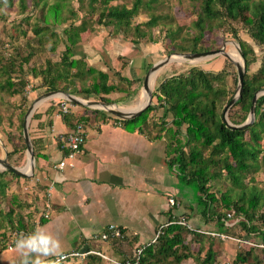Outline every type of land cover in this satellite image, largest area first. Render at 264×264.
<instances>
[{
  "label": "trees",
  "instance_id": "1",
  "mask_svg": "<svg viewBox=\"0 0 264 264\" xmlns=\"http://www.w3.org/2000/svg\"><path fill=\"white\" fill-rule=\"evenodd\" d=\"M11 1L3 0L6 4H11ZM89 1L92 5L99 0ZM112 1L101 0L103 6L99 11L98 22L104 25L111 23L116 31L123 26V30L128 32L131 19L136 15L139 8L143 4L149 7L151 2L155 0H148L147 2L134 0L131 7L111 4ZM49 13L57 18L59 4L51 5ZM228 20L242 23L249 37L260 46L262 52L259 67L255 73L248 76L246 73L248 67L256 60L253 47L239 35L236 28L230 30L231 35L239 44L245 61L246 72L243 77L241 94L233 103V107L237 109L239 116L234 117L233 113L229 119L232 124H241L248 115L255 92L264 88V0H201L200 12L197 18L192 21V26L197 30V33L193 37L190 48L186 50L196 51L197 44L202 39L205 30H211L214 24L219 22L226 25ZM157 22L158 17L151 16L143 22V25L150 28ZM85 30L83 22L78 25H70L65 29L67 43L60 62L48 61L45 68L40 72L33 70L34 76H41V85L50 91L60 90L70 94H84L85 97L98 96L106 104L115 102L108 97L111 92L125 91L128 94L129 90L127 88L122 89L123 87L121 88L118 82L110 81V70L104 71L94 65H87L86 56L80 53L79 56H76L78 52L73 50V47L77 46L79 42L80 33ZM147 33L146 30H142L141 24H136L133 31L135 36L133 42L136 43L139 38L145 37ZM174 34L175 31L172 28L166 32L170 40ZM148 39L153 40L150 37ZM0 68L2 72L7 74L4 83H0V88L8 89L11 93L23 94L26 81L19 78L17 82H14L10 76V72L15 71L14 58H10L8 62L1 64ZM223 73H215L197 66H191L185 72L164 78L152 92V97H155L157 104L151 103L143 112L133 118L118 119L115 125L122 126L129 132L144 133L149 113L156 107L161 108L160 123L162 126L152 138L167 139L165 150L167 166L172 168L175 173L179 191L188 186L194 195V199L189 201V210L193 209L192 204L195 203L197 213L203 222L202 225L206 226L212 223L215 230L222 234L232 233L231 227L226 224L230 218L227 216V212H231L232 216L235 217L240 216L241 218L235 224L241 225L248 233L257 232L258 244L260 245L255 244L247 250L238 251L234 256L233 264H251V262L252 264H263L264 228H260L256 222L259 218L264 224V213H260L257 220L255 213L259 206L264 207V191L257 190L256 186L253 185L248 186L243 179L251 169L258 170L259 166L264 164L259 159L262 152L261 140L264 141V94L256 99L255 117L250 124L242 128L228 126L223 121L222 114L218 109L223 97L227 94ZM116 74L118 73L116 72ZM72 76H88L90 79L89 86H82L79 90L69 88L67 81ZM118 80L127 84L134 81L122 75H119ZM58 81L64 83L60 88L57 86ZM93 112L97 113V110H93ZM61 116L63 121L70 126V113H61ZM168 116H170L169 120L166 119ZM89 118L91 117L80 115L77 118V123L80 121V123L87 122ZM168 121L173 125V128L166 126ZM166 135H169V139ZM59 145L62 147L61 142ZM34 153L37 156L36 150ZM65 153L67 152L65 151ZM222 171L230 180L231 186L227 187V190L220 195L219 201L224 207V211L220 212L218 208L214 209L218 198L210 189L212 181L217 180ZM6 174L14 178L20 177L8 170L1 171L0 197H4L6 194L7 182L4 179ZM13 199V201H18L16 197ZM16 205L18 208L23 207L20 202H16ZM15 212L13 207L0 209V253L15 247V241L21 233L29 234L38 225L35 226V222H27L23 218L24 216ZM179 216L188 219L193 215L190 213H180V215L174 216L170 214L167 221L173 222L164 225L155 241L143 247L139 258L140 264H181L183 260L192 256L185 236L186 234L201 235V233L195 230L190 231L186 226L174 222ZM36 219L38 220L37 223L43 224L47 217H44L43 212H41ZM10 237L13 239L8 242L7 239ZM110 242L111 246H115L116 249L119 247L122 252H124L125 244L127 248L125 251H129L124 252L122 258L126 255L130 257L133 254L132 250L135 248V245L132 246L133 240H127L125 243V240L117 238ZM210 246L201 261L202 264H213L214 262L215 252ZM83 259L85 264H100L103 261L96 255H87ZM61 264H64V261H61Z\"/></svg>",
  "mask_w": 264,
  "mask_h": 264
},
{
  "label": "rangeland",
  "instance_id": "2",
  "mask_svg": "<svg viewBox=\"0 0 264 264\" xmlns=\"http://www.w3.org/2000/svg\"><path fill=\"white\" fill-rule=\"evenodd\" d=\"M133 1L134 0H113L110 3L131 7ZM143 1L147 2L148 0ZM55 3L59 4L57 18L49 13L50 6ZM200 4L201 0H155L151 2L149 7L143 4L136 15L131 19L129 31L126 32L123 30V26L116 31L113 24L109 23L104 25L98 22L99 11L103 6L101 0L92 5L89 0H12L11 4H6L3 0H0V65L8 62L10 58H14L15 71L10 72L12 80L17 82L19 78H22V80H25L27 83L23 94L11 93L8 89L0 88V158H6L9 163L17 168H23L28 161V152L22 134L24 122L26 123L28 134L34 132L33 129L30 130L29 122L31 116L37 114L40 108H42L41 106L36 107L39 102L46 100V104L49 106L54 105L56 108L57 104L59 105L60 99H66L62 95L47 97V93L50 90H47L41 85L42 77L34 76L33 70L40 72V70L45 68L48 61L52 63L60 62L65 44L67 43L65 29L70 25H78L81 22L85 24L86 30L80 33L79 42L77 46L73 47V50L74 52H78L76 56H79L78 54H81L83 51L86 52L84 55H86L87 65H90L89 62H93L94 58L99 55L101 49L105 50L107 47L109 53L113 54V57H115L114 53L122 50L125 42H128L130 45L128 52L131 53V56H143V66H145V68L142 66L139 67L137 70V77L139 80L133 79L134 81L131 84L118 80L121 74L119 72L121 67H119V69L118 67L111 68L112 70L110 69V81L116 82L117 80L119 86L129 90L128 94L111 92L110 96L108 95L111 100L115 101L109 104H113L116 107L135 105L136 102L139 101L142 95V78L149 68V64L152 65L168 54L172 56L174 55L173 53H193L206 51L205 49L212 50L223 48L227 54L235 50L242 64L239 44L230 32L233 28H236L239 35L246 39L253 47L256 60L248 67L247 72H245L248 76L255 73L260 64L262 52L260 46L249 37L242 23L231 20L226 21V25L222 22L216 23L211 30L204 31L202 39L197 44L196 51L186 50L190 48L193 37L197 33V30L192 26V21L197 18L200 12ZM151 16H157L158 22L154 26L148 28L143 25V22L147 21ZM136 24H141L142 30H146L149 35L147 33L148 36L146 35L143 38H139L137 42L134 43L135 36L133 35V31ZM169 28L175 31L172 40L166 35ZM149 37L153 38V40L150 41L148 39ZM111 46L113 47L111 48ZM191 61L174 59L158 68L155 82L151 87L152 92L161 80L173 74L185 72L191 66H197L203 70L215 73L224 72L223 75L226 80L225 88L227 94L223 97L222 103L218 108L221 114H223L224 106L229 99L236 94L237 72L234 61L226 58L222 54L206 56ZM96 65L97 68L101 66L98 64ZM105 67H109V64L105 65ZM116 72L118 74H116ZM6 77L7 74L2 72L0 68V83H4ZM69 78L70 80H68L67 83L69 82L68 86L71 89L77 88L79 90L82 86H89L90 83L88 76H72ZM63 85V82H57L59 88ZM72 95L84 101H101L98 96L95 97L91 95L85 97L84 94L77 93ZM151 103L157 104L155 97H152ZM71 104L73 103L71 102ZM78 105L84 108V112L87 113L96 124L101 122L116 124L115 122L120 119L102 108H97L95 106L88 107L81 104ZM69 109H71V106ZM28 110H30L29 113H27ZM93 110H97V113L93 112ZM237 112V109L233 107L232 104L225 111L227 120L230 122L229 116L233 115V113L234 117L239 116ZM161 113L162 109L159 107L154 108L149 113L148 123L144 128V133L154 136L158 132L162 126L160 123ZM169 117L170 116L166 119L169 120ZM166 126L173 128V125H171L169 121ZM34 136H36V134ZM166 137L168 138L169 135H166ZM29 140L31 143L33 139L29 136ZM261 147L262 152L259 159L264 162L263 140H261ZM33 154L35 166L36 158L34 150ZM34 166L30 176H20L18 178H14L9 174L4 176L7 182V189L5 196L0 197V209L13 207L16 211L15 213L24 216L23 218L27 222H35L34 224L36 226L38 220L33 217V215L40 212L42 208H47L45 205L46 201H44L47 197L43 190V192L40 191V189L43 188L40 182L34 177ZM1 171H3L2 167H0V172ZM243 181L248 186L253 185L256 186L257 190L264 191V164L259 166L258 170L251 169L250 172L245 174ZM230 186L231 182L226 177L224 171H222L221 176L217 180L212 181L210 190L213 191L218 198L215 204L216 208L214 209L218 208L220 212L222 210L224 211V207L222 203H220L219 198L221 193ZM192 193L190 187H184L182 191L177 194V199L174 197V199L179 202V206H174L173 209L176 210L180 208L182 211L181 213L192 214L191 212L193 209L189 210L188 208L189 201L194 199ZM14 197H16L18 201H13ZM16 202L23 204V207L18 208ZM260 213H264V207L262 206H259L256 210V220ZM193 215L194 216H191V218H185L187 227L201 229L206 232H200L201 235L186 234L185 240L192 256L183 260L181 264H202L201 261L210 245L215 252L213 264H233L234 256L238 251L247 250L259 243V237L256 235L257 232L248 233L241 225L235 224V222L241 218L240 216H231L227 220L226 224L231 227L232 233L224 234L230 237H221L208 233L218 232L215 230L214 224L210 223L204 226L202 225L203 222L198 213L195 212ZM29 216L30 218H28ZM256 224H258L260 228H264V224L261 223L259 218ZM188 230L190 229L188 228ZM73 238L74 235H71L69 238L70 241H72ZM12 239L13 238L10 237L7 241L10 242ZM108 241L111 240H107L106 242ZM83 243H85V241L80 243V247ZM100 243L103 242H97L96 244L100 245ZM108 247V251L119 249V247L116 249L115 246H111V243ZM64 264H85V262L83 258L78 256L77 258H68L64 261ZM100 264L109 263L103 260Z\"/></svg>",
  "mask_w": 264,
  "mask_h": 264
},
{
  "label": "crops",
  "instance_id": "3",
  "mask_svg": "<svg viewBox=\"0 0 264 264\" xmlns=\"http://www.w3.org/2000/svg\"><path fill=\"white\" fill-rule=\"evenodd\" d=\"M128 48L130 45L125 42L122 50L114 53L115 57L109 53L108 47L101 49L98 58L89 63L96 67V64L101 65L98 68L104 71L121 67L118 70L120 75L130 80L138 79L137 70L140 66L145 68L144 58L131 56ZM107 64L109 67H105ZM45 101L39 102L36 107L42 108L31 116L29 122L30 130L34 131L29 136L37 152L34 177L43 186L40 191H44L47 197L44 200L47 208L33 216L37 218L41 212L47 215V220L43 224L37 223L36 229L43 227L55 234L61 241L62 253L98 248L119 258L129 251H125V244L124 252L119 249L108 251L111 242L93 236L99 235L109 224H115L127 234L120 240L125 243L133 240L134 246L135 243L148 242L160 224L167 222L170 214L180 215V208L175 210L168 204V198L177 199L181 191L173 169L167 166L164 138L154 139L146 133L129 132L111 122L96 124L89 118V121L82 122L86 131L83 147L68 158L67 150L59 145V135L71 131L80 115L88 114L82 106L71 104L69 126L63 121L59 105L54 108ZM132 106L120 108L135 110L125 109ZM62 160L65 164L57 167ZM192 206L193 215L197 210L195 203ZM71 235H74L72 241L69 239ZM82 240L85 243L80 247ZM97 242L103 243L98 245ZM0 264H19L15 247L0 253Z\"/></svg>",
  "mask_w": 264,
  "mask_h": 264
},
{
  "label": "water",
  "instance_id": "4",
  "mask_svg": "<svg viewBox=\"0 0 264 264\" xmlns=\"http://www.w3.org/2000/svg\"><path fill=\"white\" fill-rule=\"evenodd\" d=\"M239 53L240 56L242 58V64L239 62H235V67H236V72H237V87H236V94L235 96L231 97L229 99V101L227 102V104L224 106L223 108V114H222V119L223 121L230 127L232 128H242L245 125L250 124L255 117V102L258 96L264 94V88L259 89L255 92L253 98H252V102L249 108V112L248 115L245 119L244 122H242L241 124H232L231 122H229V120H227L226 116H225V111L238 99V97L241 94V90H242V84H243V77L245 74V61L244 58L242 56L241 50L239 48ZM174 55H178V56H182L183 58H185V60H193V59H200L206 56H211V55H215V54H222L224 55L226 58L231 59L228 54L224 51L223 48H219V49H212V50H206V51H201V52H193V53H189V52H184V53H173ZM171 58V54L166 55L164 58L156 61L155 63H153L152 65L149 66V68L147 69L143 79H142V89H141V93L144 92L147 94V101L145 102L144 105H142L141 107H139L138 109H136L135 111H131L128 113H125L121 110L118 109H114V108H109V109H105L103 107H99V105L102 106H107V105H113V104H106L104 102L101 101H91V100H87L84 101L82 99L77 98L76 96L68 93V92H63L60 90H56V91H49L47 93V97H51V96H56L57 93H61V95L66 98L67 100H69L72 103L75 104H81L84 106H95L97 108H102L106 111H108L109 113L113 114L114 116H116L117 118L120 119H129V118H133L137 115H139L141 112H143L148 105L151 104V100H152V90L149 87V82H150V77L151 75L157 71L158 68H160L162 65L166 64L167 62L170 61ZM232 60V59H231ZM30 110H28L27 113H29ZM22 134L24 137V141H25V145H26V149L28 152V161L30 163V172H25L23 171L21 168H17L15 166H13L11 163H9L6 158H0V166L2 167V170H8L11 171L19 176L22 177H27L30 176L32 174V168L34 166V154H33V150H32V146L29 140V134L27 131V127H26V123L24 122L23 124V129H22Z\"/></svg>",
  "mask_w": 264,
  "mask_h": 264
},
{
  "label": "built area",
  "instance_id": "5",
  "mask_svg": "<svg viewBox=\"0 0 264 264\" xmlns=\"http://www.w3.org/2000/svg\"><path fill=\"white\" fill-rule=\"evenodd\" d=\"M71 106V102L67 99H60L59 102V107L61 113H68L69 108ZM86 139V131L84 128V125L80 122L76 123L74 128L71 129V131L67 133H63L59 135L58 140L61 142V145L63 148L67 150V157L71 158L74 154L80 152L81 148L83 147ZM65 162L62 160L58 163L59 168H61ZM168 204L169 206H179V203L172 197L168 198ZM45 214V213H44ZM45 217L47 216L46 214L44 215ZM227 216L231 217L232 213L227 212ZM173 222V221H167L166 223L160 225L154 236L148 241V242H143V243H137L135 244V248L133 249V254L130 257H124V258H116L113 256L107 255L103 250L98 249V248H91V249H86V250H70L67 253H63V259L61 261H65L67 258H77L80 256V258H84L87 255H96L99 256L101 259L105 260L109 264H140L139 263V258L140 254L142 252V249L145 245L154 242L155 239L157 238L158 234L161 232V229L164 225ZM174 222H177L179 224H182L187 227V221L183 216H179L178 219H176ZM190 230H195L197 232H206L201 229H195L191 227H187ZM211 235H216V236H221V237H230L226 236L222 233L219 232H208ZM134 234V233H133ZM127 236L123 230L118 227L115 224H109L104 231L99 233V235L93 236L94 238L101 240V241H107V240H112V239H123ZM54 259H57L55 257ZM52 259V260H54Z\"/></svg>",
  "mask_w": 264,
  "mask_h": 264
},
{
  "label": "clouds",
  "instance_id": "6",
  "mask_svg": "<svg viewBox=\"0 0 264 264\" xmlns=\"http://www.w3.org/2000/svg\"><path fill=\"white\" fill-rule=\"evenodd\" d=\"M19 264H61L63 259L60 239L43 227L29 234L21 233L15 241ZM50 257L57 259L49 260Z\"/></svg>",
  "mask_w": 264,
  "mask_h": 264
},
{
  "label": "bare ground",
  "instance_id": "7",
  "mask_svg": "<svg viewBox=\"0 0 264 264\" xmlns=\"http://www.w3.org/2000/svg\"><path fill=\"white\" fill-rule=\"evenodd\" d=\"M232 50V49H231ZM228 56L233 60V61H235V62H239L240 63V58H239V55H238V53L235 51V50H232L230 53H228ZM185 60V58H183L182 56H178V55H172L171 56V58H170V61H172V60ZM189 61H191V60H189ZM192 62V61H191ZM158 73V72H157ZM156 72H154L152 75H151V77H150V82H149V87L151 88L152 87V85H153V80H154V78H155V76H156V74H157ZM142 95H141V98L139 99V101L138 102H136V104L135 105H133L132 107H128V108H125V109H130V110H132V109H135L136 110V108L138 109V107H141L142 105H144L145 104V102L147 101V94L146 93H144V92H142L141 93ZM59 95H61V93H57L56 94V96H59ZM99 107H103V108H105V109H109V108H114V109H118V110H121V111H123V112H125V113H128V112H131V111H127V110H123V109H121L120 107H116L115 105H107V106H102V105H99ZM135 110H132V111H135ZM1 167V166H0ZM23 171H25V172H29L30 171V163H29V161H27V163H26V165L23 167V168H21Z\"/></svg>",
  "mask_w": 264,
  "mask_h": 264
}]
</instances>
